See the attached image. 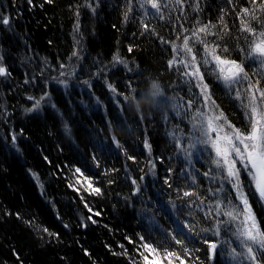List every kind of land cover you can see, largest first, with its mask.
Listing matches in <instances>:
<instances>
[{"label":"snow or ice","instance_id":"obj_1","mask_svg":"<svg viewBox=\"0 0 264 264\" xmlns=\"http://www.w3.org/2000/svg\"><path fill=\"white\" fill-rule=\"evenodd\" d=\"M23 2L29 8L42 9L45 3L51 5L53 0H43L39 4H35L33 0ZM10 3L16 15L14 17L7 9L0 7V25L9 36L22 40L12 23L23 13L16 7L15 0H10ZM102 3L104 0H86L84 7L96 14ZM215 3L226 7L214 8L212 0H119L113 6L122 9L123 23L127 24L130 17L135 18V10L141 13L139 34L158 38L160 45L170 55L165 61V67L175 73L176 80L167 86V90L158 78H148L146 88L135 87L133 81L128 80L125 90L121 91L107 81L104 69L108 66H98V61H93V65L97 66L96 72L90 73V78L82 81L83 85L92 89L93 78L104 77V87L111 93L109 100L117 106L114 120L119 122L114 125L113 119H107L103 101L90 92L95 101L93 108H105V129L108 135H103L105 129L99 127L88 129L94 141V151L84 156L85 165L90 157L92 163L99 168L100 160L97 157L101 153L122 155L125 158V175L130 183V191L121 195L118 203L125 210L132 209L138 226L143 227L150 235L159 234L157 240L163 237L172 246L171 249L161 248L149 243L142 232L135 233V241L126 235L124 240L139 256V259H134L124 244L118 245L121 249L119 252L114 251L111 245H105L112 256L123 257L126 264H163L164 261L166 264H264V0H215ZM186 7L195 14L191 19L185 15ZM205 11L218 13L215 23L211 19L207 22L201 20L200 14ZM75 15V47L67 58V63L59 62L54 68L46 57H40V65H37L39 72L32 71L30 78L29 73H25L22 85L38 87L42 91L39 97H26L31 106L24 108L23 113L29 119H35L43 116L47 110L60 125L57 131L71 140L75 149L80 151L72 137V127L65 113L49 91L52 82L62 85L64 102L70 109H74L72 97L68 94L69 80L70 77L77 76L78 69L84 70L81 62L85 52L81 47L84 37L80 33L78 7ZM150 16L168 21L172 31L176 33L175 39L166 40L154 27L150 28L145 23ZM173 18L176 24H172ZM185 23L189 26L185 27ZM3 39L0 37V77L8 82L11 72L5 63ZM22 42L25 48H30L26 41ZM127 51L131 54L133 46L129 45ZM36 59L35 56H25L21 63L32 64ZM110 64L113 67L121 65L128 73L143 75L134 59L129 60L118 53L113 55ZM54 70L58 71V76L46 75ZM181 91L185 95H180ZM217 91L222 92L235 105L240 114V126L233 122L218 102L215 95ZM78 104L89 107L82 100ZM128 113L132 114L136 128L127 123ZM156 115H159L165 126L171 121H178L166 135L175 149V158L180 161L181 167H166L163 175L158 174L157 164L163 167L173 157L152 156L148 128L144 125L145 120L154 119ZM12 116L7 105H0V126L5 130L0 135V141L3 142L2 148L6 154L22 156L23 149L19 141L28 137L24 128L16 130L12 127ZM182 123L187 130L180 127ZM117 128L130 135H135L137 130L143 133V140L139 145H132L133 150L139 146L142 150H147L148 155V172L139 169L141 174L138 178L128 175L126 164L128 161L135 164L137 157L130 154L125 143L118 138ZM55 134L53 130L47 132L49 136ZM38 151L43 152V149ZM57 151L62 153L63 148L57 146ZM42 160L52 166V160L47 155H42ZM65 170L71 172L74 178V182H68L67 187L77 194L76 198L89 213L87 217L77 214L76 226L87 230L90 224L97 223L93 215L100 217L101 212H93L81 193L83 191L94 197H103L105 193L101 187L93 186L90 177H85L87 184L83 189L75 186L83 183L80 179L84 177L81 167L68 169L67 165H55V171L50 173V177L58 179ZM26 171L38 187L40 196L55 213V219L63 229L70 231V225L64 222L56 201L47 197L40 174L31 168ZM118 171L115 168L105 169L103 175L107 177ZM149 174L152 179L146 183L145 177ZM182 180L184 183H181ZM107 182L109 185L115 183L114 180ZM112 207L115 211L116 205ZM4 215L14 216L26 225L42 247L60 242V233L51 231L34 216L25 219L20 212L10 211H5ZM161 218L169 223V227L165 228L160 223ZM12 251L18 264H23L19 252L14 248ZM82 252L85 256L92 257L87 248H82ZM0 264L4 262L0 261ZM92 264L97 262L93 260Z\"/></svg>","mask_w":264,"mask_h":264},{"label":"trees","instance_id":"obj_2","mask_svg":"<svg viewBox=\"0 0 264 264\" xmlns=\"http://www.w3.org/2000/svg\"><path fill=\"white\" fill-rule=\"evenodd\" d=\"M33 2L39 4L43 0H33ZM118 2L119 0H104L97 13L92 14L89 9L84 7L86 0H53L51 5L45 3L42 9L39 7L29 8L23 0H15L16 7L23 15L13 21L12 27L21 34L22 40L26 41L30 48H25L21 39L9 36L4 27L0 25V37L4 38L2 42L5 49V63L11 72L8 82H4L0 77V105H7L8 111L13 113L12 127L16 130L24 128L28 137L26 140L19 141L20 147L23 149L22 156L6 154L2 148L3 142L0 141V261H3L4 264H18L13 255V248L19 252L23 264H92L93 260L97 264H126L123 257L112 256L105 245H111L114 251L119 252L121 249L118 245L124 244L129 254H132L134 259H139L135 249L124 240L127 235L135 241L137 232H142L149 243L158 247H169L170 249L172 247L163 237H159L157 240L156 237L159 234L150 235L143 227L138 226L132 209L125 210L122 204L118 203L120 196L126 195L130 191V183L125 175V158L122 155L98 154L99 168L92 163L90 157L88 164L84 163V156L94 151L92 148L94 141L89 135L88 129L95 127L105 129V108H93L95 101L91 98L90 92L103 101L107 109V119H113L114 125L119 123L114 120L117 106L109 100L111 93L104 87V77L93 78L92 89H88L82 84L83 80L90 78V73H95L97 70L93 61H98V66H108L104 69L107 81L121 91L125 90L128 80H132L135 87L146 88L149 83L148 78H158L166 90L167 86L176 80L175 73L168 71L165 67V61L170 58V55L160 45L158 38L139 34L141 13L135 10V18L130 17L129 22L125 24L122 20V9L113 6ZM212 2L214 8L226 7V5H217L215 0ZM0 7L7 9L15 17L16 12L10 0H0ZM77 7L80 13V33L84 37L81 47L85 49V52L81 62L84 70L78 69L77 76L70 77L69 80L68 94L72 97L74 109H70L64 102L65 93L62 85L52 82L49 85V91L52 92L58 106L65 113V117L72 127V137L79 145L80 151L75 149L71 140L57 131L60 125L53 120L51 113L47 110L43 116L35 119H29L23 113L24 108L31 106V102L26 97L29 95L39 97L42 89L22 85L26 72L29 73V78L32 71L39 72L37 65H40V57H46L54 68L58 66L59 62L67 63V58L75 47L73 27L77 20L75 15ZM185 15L191 19L195 14L186 7ZM217 15L216 11H205L200 14V18L204 22L211 19L215 23ZM145 23H148L150 28L154 27L156 32L166 40L175 39L176 33L172 31L168 21H160L150 16L145 20ZM172 24H176L175 18H173ZM229 24H232L230 20ZM176 26L179 30V25ZM188 26L185 23V27ZM133 33L136 35L133 36ZM235 34V26H233V35ZM129 45L133 46L131 54L127 51ZM117 53L129 60L134 59L143 71V75L137 76L134 73H128L123 70L121 65L113 67L110 61ZM25 56H35L37 59L32 64L21 63ZM46 75L58 76L59 73L54 70ZM180 95H185V93L181 91ZM215 95L233 122L240 126V114L236 111L235 105L231 104L222 92L217 91ZM81 100L89 107L85 108L78 104V101ZM128 116L127 123L136 128L132 114L128 113ZM176 123L178 121H171L165 126L159 115H156L154 119L150 118L144 121V125L148 128L149 142L152 144V156L154 158L161 155L173 157V160L170 163L166 161L163 167L157 164L159 175H163L166 167H181L180 161L175 158V149L166 135V132L171 130L172 125ZM180 127L187 130L183 123L180 124ZM49 130L55 131L56 134L54 136L47 135ZM4 133L3 126H0V135ZM116 134L121 142L125 143L130 154L137 157L135 164L131 161L127 162L128 175L138 178L141 168L144 169V172H148L146 167L147 150H142L139 146L133 150L132 147L134 143L139 145L143 140V133L137 130L135 135H130L117 128ZM103 135H108L106 129ZM57 146L63 148L62 153L57 151ZM38 149H43V152ZM42 155H47L52 160V166L42 160ZM55 165L62 167L67 165L68 169L81 167L84 171V177H80L83 183L75 186L83 189L87 184L85 177H90L93 186L101 187L105 193L103 197L90 196L83 191L81 193L93 212H101L100 217L93 215V219H96L97 223L90 224L87 230L76 226L78 224L77 214L87 217L89 213L81 201L76 198L77 194L67 187L68 182H74V178L71 172L65 170L63 175L53 180L50 173L55 171ZM29 168L40 174L41 180L45 184L47 197L56 201V207L64 222L70 225V231L61 227L60 222L55 219V213L50 209L46 200L40 196L38 187L27 174L26 170ZM113 168L119 171L110 173L107 177L103 175L105 169ZM151 179L149 174L145 177V182L147 183ZM109 180H114L115 183L109 185L107 182ZM181 183L184 181L182 180ZM149 191L151 192L152 189L150 188ZM113 205H116L115 211ZM5 211L20 212L25 219L36 217L51 231L60 233V242L42 247L26 225L14 216H5ZM160 223L165 228L169 227V223L162 218ZM82 248H87L92 253V257L85 256ZM163 264H166V261Z\"/></svg>","mask_w":264,"mask_h":264}]
</instances>
